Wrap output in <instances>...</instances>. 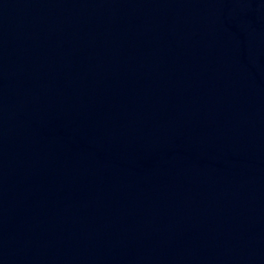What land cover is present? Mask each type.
<instances>
[{"label": "water", "instance_id": "95a60500", "mask_svg": "<svg viewBox=\"0 0 264 264\" xmlns=\"http://www.w3.org/2000/svg\"><path fill=\"white\" fill-rule=\"evenodd\" d=\"M0 264H264V0H0Z\"/></svg>", "mask_w": 264, "mask_h": 264}]
</instances>
